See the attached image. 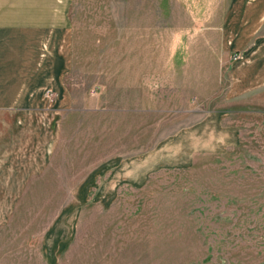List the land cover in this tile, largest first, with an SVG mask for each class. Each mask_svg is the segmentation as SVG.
Instances as JSON below:
<instances>
[{
  "label": "rangeland",
  "instance_id": "1",
  "mask_svg": "<svg viewBox=\"0 0 264 264\" xmlns=\"http://www.w3.org/2000/svg\"><path fill=\"white\" fill-rule=\"evenodd\" d=\"M232 1L73 0L64 178L20 204L0 264H264V108L226 99Z\"/></svg>",
  "mask_w": 264,
  "mask_h": 264
},
{
  "label": "crops",
  "instance_id": "2",
  "mask_svg": "<svg viewBox=\"0 0 264 264\" xmlns=\"http://www.w3.org/2000/svg\"><path fill=\"white\" fill-rule=\"evenodd\" d=\"M72 2L0 0V233L16 228L20 204L52 196L54 181L64 178L56 159L74 109ZM221 47L230 71L226 99L264 108V0L230 3Z\"/></svg>",
  "mask_w": 264,
  "mask_h": 264
}]
</instances>
